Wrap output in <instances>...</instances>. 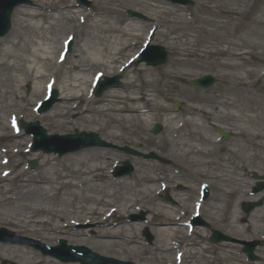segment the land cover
I'll return each mask as SVG.
<instances>
[{
	"label": "bare ground",
	"instance_id": "1",
	"mask_svg": "<svg viewBox=\"0 0 264 264\" xmlns=\"http://www.w3.org/2000/svg\"><path fill=\"white\" fill-rule=\"evenodd\" d=\"M32 1L16 8L11 30L0 38V111L23 104L19 113L8 112L7 125L13 124L25 114L22 112L25 109L27 111L25 102L27 105L36 103L33 99L27 101L21 94V84L32 81L33 96L42 93L44 97L49 80L51 84H60L63 101L42 116V119L48 123L56 120L57 123L53 125L62 131H68L74 123L80 122L88 127L99 125L100 128L97 130L102 128L112 131L108 133L111 139L124 140L133 137L144 141L149 139L145 138L144 134L153 123L150 121L153 116L152 119L156 122L162 118L169 136L173 134L172 138H179L168 141L171 150L182 146L184 156L206 157L214 156L218 151L214 145L216 139L205 132V123L195 119L194 115H201L206 121H217L225 117L233 121L238 120L241 131L237 134L243 140L219 157L223 166L217 168L218 163L215 164L210 174H214L213 170H219L216 171L219 174L213 176L230 187L227 192L235 196L232 203L224 207V213L227 212L228 217L226 228L232 233H239L241 239L245 238L243 233L252 231L253 236L257 235L256 226L264 230V203L252 213L254 223L258 224L246 222L240 227L235 225L238 222L237 202L255 201L264 195V189L254 197L246 196L244 190L246 169L255 167L258 163L257 170L264 175V96L250 97L245 89L236 88L235 85H250L247 79L256 73L253 69L247 68L251 62L245 56L255 54L256 49L264 52V0H255L252 3L249 0L207 2V9L203 15L197 16V22L202 25V30L209 37L199 42L196 39H188V32L177 35V27L162 33V45L172 49L177 55V67L180 71L191 66L190 56L199 55L193 48L203 47L205 49L201 51L206 55L223 57L219 61V67L227 71L236 82L227 89L226 97L215 94L202 98L180 88L178 93L180 95L182 92L185 93L182 97L187 96L194 102L192 106L182 109L190 117H183L180 121L174 119L181 113H171L170 105L159 98L161 94L151 89V84L158 80L148 78L144 87H138L135 79L129 77L132 71L128 68L137 53L134 46L137 44L139 29L126 19L109 21V15L117 10L119 0H94L93 5L103 11L98 15L92 12L93 6L84 9L75 0ZM200 4L203 5L204 2ZM245 7H247L245 11L251 10L253 15L248 17L244 11ZM161 14L173 15L171 11L165 9L161 10ZM238 15L248 22L241 25L239 22H233ZM176 17L183 20L185 15L179 14ZM195 19L196 17H193L192 22L196 21ZM70 24L74 25L69 26ZM55 27L58 33L63 31L59 36V43L57 37L52 35ZM76 33H78L76 49L61 63L58 55L64 48L63 38ZM110 34L115 36L112 37ZM66 61H73L72 68L60 73L61 65ZM111 71L125 72L124 83L119 91L107 90L100 100L96 101L97 98L90 93L95 75L100 73L103 78L110 76ZM140 71L151 77L148 68H142ZM173 74L180 77L175 72H164L162 86H168L166 80ZM137 94L145 99L138 101ZM76 99L79 100L78 103H75ZM146 107L149 108L148 113L143 112ZM77 109L81 110L74 122L70 123L67 115ZM6 128V125L1 123L0 137L7 139V145L0 148V226H11L23 237L37 236L44 242H53L60 234L66 233L67 239L75 243L90 242L105 250L117 246L119 254L135 257L139 261L145 259L147 264H158L170 255L176 256L179 264L186 262V259H190L187 261L189 263H192L191 259H195L205 264H237L239 257L233 254L228 243L218 245L216 254L208 253L212 246H207L200 230L190 229L188 222L182 221L181 212L177 213L170 207L171 205L142 206L149 211L148 225L151 233L157 237V240L149 245L144 243L143 236L137 235L136 230L141 226L137 221L133 223L121 219L118 224L114 223L115 225L109 222L114 213H135L129 211L132 205L139 200L152 198L148 197L149 194L154 196L153 193L156 195L159 192L154 185L160 184L162 180L160 175L165 174L156 173L153 164L140 161L131 179L115 178L106 173L111 164L108 155H111L112 151L91 147L71 153L63 159H58L52 154H35L41 159V166L36 173L31 174L27 167H22L11 178L19 165L16 160L17 153L21 146L26 144L24 142L21 145V142L30 138L23 133H8ZM221 129L230 130L232 126H222ZM115 161L112 160L113 163ZM200 164L201 161L193 162L194 167ZM183 176L184 173L179 177ZM13 180H17V184L10 187L9 183ZM188 193L193 194L194 188H188ZM200 203L194 210H198ZM185 211L189 212L187 209ZM66 213L78 215L72 218L73 220L89 222L97 220L104 222V225L95 232V236L92 237L94 240L91 242L92 238H86L84 231H77L74 235L71 230L64 231L68 223L61 225L54 222L55 218ZM218 218V222L223 221L220 214ZM42 226L46 227L43 229ZM196 233L200 236L199 239L195 237ZM178 235L179 240H176ZM261 236L264 238V234ZM20 248L14 244L0 243V250L4 251L0 252V258L9 262L12 260L13 251L19 249L17 257L24 264H62L53 258L40 255L35 248L23 247L21 251ZM225 260L228 261L224 263Z\"/></svg>",
	"mask_w": 264,
	"mask_h": 264
},
{
	"label": "rangeland",
	"instance_id": "2",
	"mask_svg": "<svg viewBox=\"0 0 264 264\" xmlns=\"http://www.w3.org/2000/svg\"><path fill=\"white\" fill-rule=\"evenodd\" d=\"M89 2V5L85 6L82 5L84 7V9H90L91 6L94 7V9H91L92 12L95 15H98L99 13H102L103 11L100 10L98 7H95L93 5V1L94 0H87ZM181 1L183 0H178L176 2H169L168 0H130L128 1H124V0H119L117 3V10L113 11L112 14L109 15L110 19L109 21H121V20H128L131 23L135 24L137 29H139L138 33H139V37L136 40V45L134 46L135 50H139L141 49L140 47L143 44V40L147 37V33L149 32V30L153 27V26H157L156 27V31L154 34V38L152 40V42L154 44H162V38L161 35L162 33L171 28H176V32L177 35H180V33L183 32H188L189 36L188 39H196L198 42L202 41L203 39H207L209 37V35H207L203 30H202V25L199 24L197 22V16L203 15L205 10L207 9V2H211L213 0H191L193 3L192 5H184L181 3ZM226 1V0H225ZM251 3L254 2L255 0H249ZM258 1V0H256ZM31 2H33L32 0H25L23 1V3L25 4H30ZM204 2L203 5H201L200 3ZM22 3V4H23ZM18 7V6H17ZM16 7V8H17ZM163 7V8H162ZM16 8L13 10V13L11 15V27L10 30L12 28L13 25V18H14V13ZM126 9H132L138 12H141L142 14L146 15L149 19L146 20H142V19H137V18H130L126 15ZM165 9V10H169L172 12L173 15H163L161 14V10ZM247 9V7L244 8V11ZM179 14H184L185 17L183 20H179L176 16ZM245 14L248 15V17H250L251 15H253V12L250 11H245ZM194 15V16H193ZM196 17V21L192 22V18ZM230 17V16H229ZM231 18V17H230ZM233 22L237 23L239 22L240 25L243 24L244 22H248L245 21L244 18L239 17V15L236 17V19L233 20ZM115 23V22H114ZM159 24V25H158ZM74 24H70L69 26H73ZM80 29V28H79ZM9 30V31H10ZM57 27H55L52 30V35L55 37H57L58 41L57 43H59L60 38L59 36L62 35L63 31H61V33H58L57 31ZM8 31V33H9ZM79 33V32H78ZM78 33H76V35H74L72 37V39L74 40V38H76V40L72 41V47H71V51L70 53H68L67 55L69 56L75 49L77 46V35ZM83 33V31H82ZM7 35V33H6ZM82 35V34H81ZM110 36H115V34H110ZM4 37V35H3ZM2 38V37H0ZM54 44L55 46L57 45ZM141 44V45H140ZM166 49L170 52V56L168 59V62L166 65L159 67V68H153V67H148L147 65H145L143 62L137 63L133 62L132 65L128 68L129 71H132L129 75V77L135 79V83L138 84L139 86L144 87L143 85L145 84V82L148 80V78L150 79H155L158 80L156 83L151 84V89L154 92H158L159 94V98H161V100L166 103L169 104L171 107V113L174 114H179L181 113V115H178L174 120H181L183 117H190L188 113H184L182 111V109H184V107L186 106H192L194 104L193 101L189 100L187 96L182 97L185 95V93H181V95L178 93L180 88L181 90H186L187 92H191L194 95L201 97L202 98H207L210 97L211 95H215V94H220L221 96L226 97L225 93L227 91V89L230 87L231 84H235L236 82L232 79V77L230 76V74H227V71H224L221 69V67H219V61H221L223 59V57H214L212 55H206L205 52H202L205 48L201 47H194L193 49L196 50V52L199 55H195V56H190L191 59V66L184 68L183 70H179V68L177 67V55L173 52L172 49L167 48ZM192 49V50H193ZM134 50V51H135ZM202 50V51H201ZM245 58L250 59V64L247 66V68L253 69L256 73L251 75L249 77V79H247V81H249L251 84L247 85V86H242L239 84H235L236 88L239 89H245V91L248 93V95L250 97L253 98H260L264 96V76H262L261 72L264 71V52H260L259 49H256L255 54L252 55H248L245 56ZM71 62L73 61H66L63 63V65H61V68L59 70L60 73H65L67 72L69 69L72 68V64ZM142 68H148L151 77H147V74H143L141 73V69ZM127 70V71H128ZM126 71V72H127ZM165 71H169V72H175L177 74H179L180 77H175L174 74L173 76H170L171 78H168L167 84L168 86H162V81L164 80V72ZM116 72L118 71H111V75L113 76L116 74ZM210 73V75H213L216 79V82L214 84H212L213 86L207 89H201L198 88L196 86H190L188 84V82L195 78L198 77L202 74H207ZM163 75V76H162ZM124 78H125V72L121 73V77H120V85L114 88H109V90H116L119 91L121 85L124 83ZM22 88H21V94L25 97V99L27 98L28 100H38L40 101V99L42 98V93L39 95H35L33 96V83L32 81H27L21 84ZM53 88H55L57 90V101L55 103L52 104V106L46 111L43 112L41 114H38L36 112V109L34 108L35 105H27V102L24 103V105L27 106V111L22 110V112H24L25 114L22 116V118L19 119L18 123L19 125L22 127L25 123L27 122H31V121H38V123L46 130L47 134H65V133H71L74 132L75 129H77L78 131H91V132H95L96 134H98V136L108 142V143H112V145L116 146V147H98V146H87L85 148H91V147H96L98 149H104V150H110L111 155H108L110 157V162L111 164L109 165V167L106 169V173L107 175H110V173L108 172V170L111 168L112 165V160H120L124 161V160H128L130 161V163L133 166V171L130 175H125V176H120V177H125V178H129L131 179V177L133 176V174L136 173V170L138 169V166L140 165V161H146L147 164H153L155 166V172H162L165 175H160L161 179L168 184V187L161 192L160 194H157L154 196H150V194L148 195V197H152L150 199H142L137 201L134 205H132L129 209V211H135L137 213H139V211H145V219L144 220H138L137 222L141 224L140 228L136 230L137 235L139 236H143V232L145 231V229H147L150 233V225H148V221L149 220V211L145 210L142 208L143 205L145 206H149V207H153L156 204H164V205H171L170 207H172L173 210L177 211V213L181 212L188 214L191 213L192 210V204H194V200L195 199H200V197H198V193L197 191V185L200 184V182H205L208 183L209 186L208 188V197L206 198L204 204H203V210H202V219H204V221L208 224V229L207 227L204 226H198L196 227L197 229L200 230V234L203 235L204 241L207 242V246H212V248L210 250H208V253H215L217 252L218 249V245H220L221 243H228L229 248H231L233 254L235 256H238V261L237 264H264V238L261 236L262 234H264V230L260 228V226H256L257 230L256 232L257 235H252V231L251 232H247V233H243L242 235L245 236V238L241 239L239 236V233H232L230 232L231 230H229V228H226L227 225V212L224 213V207L229 204L234 198V194H229L227 191V189H229L230 187H227V185H225L224 183H222L221 181H219L216 177V173L219 171L217 170H213L212 172L215 174H210L211 169H213L214 165L218 163L217 168H219L220 165L223 166L221 160L219 159V157L221 158L227 149L231 148L232 146L238 144L239 142H241L243 140V138L241 136H239L237 134L238 131H241L239 129L240 123L238 122V120L233 121L231 118L225 117L222 118L221 120H208L206 121L203 116L201 115H194L195 119L204 122L205 123V132L208 133V135L213 138L215 136H218L219 133L216 130V127H221V126H226L228 127V125L232 126V129L228 130L227 132H229L230 136L228 138V140H226L225 142L222 143H218L215 142V146L218 149V151H216L214 153V156L209 155L206 157H198L196 155H189V156H184L182 151H183V147H174L173 150H171L172 148H170V146L168 145V141L169 140H178L179 138H172V136H169V134L167 133V131L165 130V122L161 119H159L157 122L162 124L160 129V132L157 135H154L152 133H150V128H152L153 124L156 123V121L153 118V116L150 118V121L152 120L153 123L149 126V128L145 131V138L149 137V139L146 140H138L135 138H126L124 140H117V139H111L109 138V134L112 131L110 130H106V129H99L100 128L99 125H95V126H89L88 125H83V123L78 122L74 123L73 126L71 128H69V130H65L62 131L60 130L59 127L53 125L54 123H57V121L55 120V122L51 123L47 120H43L42 116H44L45 114H48L56 105L58 104H62L61 102L63 101L62 98V89L60 87V84H56V85H52ZM145 90V88L143 89ZM107 91V90H106ZM105 93V92H104ZM103 93V94H104ZM102 94V95H103ZM102 95L100 97H95L97 98L96 101L100 100V98L102 97ZM137 100L142 101L143 99H145V97L143 98L140 94L136 95ZM37 101V103H38ZM78 101L77 99L75 100V102ZM178 102V111L174 112L173 110V104L172 102ZM30 103V101H29ZM141 103V102H138ZM82 104V103H81ZM23 104H19L14 108H10L9 109H4L2 111H0V125L1 123H3L4 125H6V129L8 133L12 134V131L10 129V127L7 125L6 119H7V115L9 111H14L15 113H19V109L20 106ZM97 105V104H94ZM145 110H143L144 113H148L149 112V108L146 107L144 108ZM81 109H77V110H72L70 111V113L67 115V119L68 121H70V123H73L74 120L77 118L78 116V112ZM252 115V113H250ZM44 118V117H43ZM246 127L248 128V126L246 125ZM184 128V127H183ZM187 130H189V127H187ZM186 130V131H187ZM204 131V130H203ZM20 132H22V130H20ZM202 133V130H201ZM30 137V141H32V137ZM24 142L26 143V140H23L21 142V145L24 144ZM7 143V139L6 138H1L0 139V147H4ZM132 143H136L138 144L136 148H138V150H143V152H149V150H154V152L156 154H158L161 158L168 160L167 164H162L159 163V161H155V160H145L142 157L139 156H135V155H131L128 153H125L121 150H119L117 147H123V146H131ZM19 145V146H21ZM133 147V146H131ZM21 151L20 154H17L16 159L19 161V165L16 167V171H13V174L10 176L12 178V176H14L17 172V170L21 169L22 167H28L29 171L31 174H35L36 171L39 169L40 165V158L37 157L36 155L38 153L41 154H46L42 151H37V152H24L23 148H25L26 150L30 149V145L29 147L26 148V144H24L23 146H21ZM84 149V148H82ZM80 149V150H82ZM80 150H76V151H72L71 153H75L78 152ZM70 152L63 154L62 156H59L58 154H53L54 156H56L58 159H63L64 157H66L67 155L71 154ZM36 154V155H35ZM51 154V153H49ZM35 157V158H33ZM30 159H35L37 161L36 167L35 168H31V166L28 165V161ZM177 161V162H175ZM194 161H201V164L198 166L193 165ZM258 163L255 164V167H250L249 169H246V171H244L245 173V178L244 181L247 184L248 182L249 185L245 184L246 187H244L245 190V194L246 196L250 195V191L252 186L255 185V182L257 179H254L253 177V172L257 175V176H262L260 177V180H262L264 178V175H262L261 173L258 172L257 168L259 167V165H257ZM176 170H178V172H176ZM145 171V170H144ZM147 171V169H146ZM195 171H198L199 173H195ZM217 171V172H216ZM184 173V176L182 178H180L179 174ZM193 174V175H192ZM219 174V173H217ZM224 174V173H223ZM227 175H229L228 173H226ZM191 176H194V178H192ZM233 175H231L232 177ZM119 178V177H118ZM264 180V179H263ZM263 182V181H262ZM252 183V184H251ZM5 184H8L5 182ZM13 185L17 184V180H13V182L9 183L10 187ZM178 184V187H176ZM230 185V184H228ZM159 184H155L154 188H159L158 187ZM188 188H194V193H188ZM167 194L168 196H170L171 201H164L163 200V195ZM263 199H262V203H264V195H262ZM145 200H150L149 202H146ZM242 202V201H241ZM241 202H237L238 207L237 209V223L235 224L236 227H240L241 225H245L246 222L249 223H253V224H258V223H254L253 217H252V213L253 210H251L249 213L245 214L242 210H241ZM232 203V202H231ZM263 205V204H262ZM262 205H260L259 207H261ZM256 207V208H259ZM255 208V209H256ZM187 209V211H189L188 213L185 211ZM128 213L124 212V213H114L113 216L110 218L109 222H112L113 224L117 223L121 220H127L129 221V216H127ZM183 219H187V217L190 215H185ZM219 214L221 216H223V221L222 222H218L217 219H219ZM77 217L78 215H73V213H66L61 217L55 218L54 222L55 223H59V224H64V223H69V220H72V218ZM186 216V217H185ZM209 216L211 218H209ZM79 218V217H78ZM79 223H84V220H76ZM226 222V223H225ZM114 224V225H115ZM104 225V222H100L97 220H93L91 222H88V224H74V225H69V227H65L64 231H68L71 230L72 233H75L77 231H84V233H86L84 236L87 238H92L93 236H95V232L98 229H101ZM120 225V224H119ZM249 225V224H248ZM46 226H42V228L44 229ZM235 227V228H236ZM8 230H11L12 232H14L15 234H19L16 233L13 228L11 226L6 227ZM210 228H214V229H219L220 232L228 235V237L230 236V238H232V241H226V242H221L218 244H214L210 238ZM64 233V232H63ZM261 234V235H260ZM22 235V234H20ZM63 239H67V234H60V238ZM152 236V240L148 242L147 238L144 237V243H146V245L148 244H152L155 240H157V237L151 233ZM28 238H33L36 240H40L39 237L34 236H26ZM196 238L199 239V235L196 233L195 235ZM59 239V238H58ZM58 239L54 242H45L48 245H52L57 244ZM94 240V238L90 239V241L92 242ZM176 240H179V235L178 237H176ZM252 240H257L259 241V245L256 246L254 248V254L256 256V259L254 261H249L247 260L245 253L242 252V248L244 247L242 241H252ZM41 241V240H40ZM43 241V240H42ZM67 243L69 244H73L75 242L70 241L69 239L66 240ZM3 243V242H2ZM44 243V241H43ZM80 244V243H77ZM19 245V246H18ZM84 245L86 247H88L89 249H91L92 251L98 253L99 255H103V256H108V257H113V258H118L120 260L123 261H128L131 264H147L148 262L145 259L142 260H138L135 257H127L126 254H119L120 250L119 247H111L108 249H101L93 244H91L90 242H85ZM16 247H21V249H24L23 247H30L27 245H22L21 244H16ZM0 252H4L2 250H0ZM14 254H12L11 257V261H16L17 263H21V261H19V257H17V255L20 253L19 249H16L15 251H13ZM38 253L40 255L43 256V254H41V252L38 251ZM44 257H48V258H52L50 256H46L44 255ZM54 259V258H53ZM1 260H4L3 258H0V262ZM56 260V258H55ZM187 261H190V259H186ZM173 262L174 261V257L173 255H170L166 258H163V260L159 261L158 264H163L164 262ZM184 262L183 264H205L203 261L200 260H196L195 259H191L192 263L189 262ZM225 260L224 263H226ZM62 264H70L72 262L66 263V262H61ZM24 264V263H23ZM79 264V263H76ZM215 264V263H212Z\"/></svg>",
	"mask_w": 264,
	"mask_h": 264
},
{
	"label": "water",
	"instance_id": "3",
	"mask_svg": "<svg viewBox=\"0 0 264 264\" xmlns=\"http://www.w3.org/2000/svg\"><path fill=\"white\" fill-rule=\"evenodd\" d=\"M17 4V1L16 2H12L6 9L2 10L0 12V17H1V20H2V23L4 24V30L2 32H0V34H3L9 27V18H10V13H11V10L12 8L14 7V5ZM162 58L160 60H158V62H155V61H151L149 60V58L147 59L148 63H152L154 65H162L165 63L166 59H167V54L163 53V55L161 56ZM116 79L117 78H113L112 81H115L116 82ZM106 81H108V79H105ZM212 77L210 75H207V76H202L200 77L199 79L195 80L193 83L195 84H199V85H202V86H208L210 85V83L212 82ZM110 83H100V86L98 88V91H96V95H99L106 87H109ZM56 93L57 92H53V95H52V99L51 101L45 106V108H47L48 106H50V104L52 102L55 101V96H56ZM158 127H155L153 128V131L154 132H157L158 131ZM79 134H75V135H71L73 137H68V138H78V137H83V133L80 134V136H78ZM93 137V143L95 144H99V145H106L105 142H102L100 139H98V137L95 135V134H91ZM227 135L225 134L224 138L226 139ZM62 153V152H61ZM60 153V154H61ZM33 164L35 162H32ZM256 204L255 203H249L248 205L246 203L243 204V207H244V210L246 212H248L250 210V208L254 207ZM212 239L214 241H219V240H222V239H228L227 237L225 236H221V237H218V232L217 231H213V236H212ZM245 251L247 250V253L249 254V256H252V248H250L248 250V248H245L244 249ZM106 260V262L108 261L110 264H124L123 262H118V261H115V260H110V259H104V261ZM90 261V260H89ZM83 263H87L88 260H83L82 261ZM104 263L102 262V264H109V263Z\"/></svg>",
	"mask_w": 264,
	"mask_h": 264
}]
</instances>
